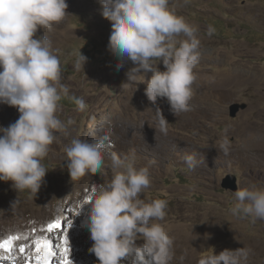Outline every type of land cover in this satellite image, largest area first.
Instances as JSON below:
<instances>
[{
	"label": "rangeland",
	"instance_id": "obj_1",
	"mask_svg": "<svg viewBox=\"0 0 264 264\" xmlns=\"http://www.w3.org/2000/svg\"><path fill=\"white\" fill-rule=\"evenodd\" d=\"M66 2L68 15L54 26H61L71 33L62 36L61 40L59 38L61 42L53 48L59 49L55 54L60 59L61 78L70 83L81 82L84 92H69L67 96L62 95L58 103L57 117L73 131L70 143L80 135L83 140L100 139L111 130L110 141L105 142L107 151L115 152L122 158L134 154L135 166L149 169L151 183L143 191L142 198L167 202L163 220H180L182 229L193 225L202 229L204 225H209L217 233L236 231L242 238L264 240V219L253 222L251 217L233 215L231 209L237 203L234 192L221 186L226 176L233 175L237 178L238 188L251 183L264 187V0H169V9L197 30L200 56L193 69L196 79L192 85L189 110L175 116L170 112L166 99H161L163 115L169 122L166 133L159 130L155 119L141 118V113H144L142 106L136 109L141 119L130 113L135 97L132 93H109L106 96L113 100L112 104L106 108L98 107L97 117L90 115L94 107L92 97L106 91L109 86L108 78L98 73L106 70L119 75L122 80L118 85L121 86L126 82L125 73L132 65L125 63L117 70V57L108 48L111 23L100 14L99 0ZM54 26L44 32L39 30L37 36L44 34L49 39L53 37L52 33H62L54 31ZM80 51L87 57L84 70L75 68ZM97 74L100 75L97 80L88 79V75ZM136 98L143 97L138 95ZM76 100L84 101L83 111L79 110ZM233 103L247 106L236 118L229 116V106ZM73 111L77 113L76 117L71 115ZM18 117L16 108L0 104V126L7 127ZM225 138L229 141L227 154L220 147ZM188 155L196 161L193 168L185 162L184 158ZM66 160L65 152L59 153L50 146L48 155L41 161L49 171L37 195L28 190L16 192L10 184V189H0V202L10 193L23 199H37L52 191L56 181L65 183L72 188L75 206L62 212L61 223L64 228L72 224L69 228L81 232L77 236L67 233L69 259L72 264H99L88 250L91 245L85 241L87 228L81 223L85 219L87 205L78 214V203L91 196L95 186L104 182V176H110L111 173L105 171L111 169L110 160L106 157L101 169V183L97 182L98 174H88L91 178L85 175L71 182L63 166ZM54 231L53 235L42 237L52 241L53 250L57 253L50 264H63V257L55 245L64 232ZM33 239L23 243L31 245L32 252L35 250ZM19 247L13 249L14 263L7 259L8 254L3 251L0 264H29V249L21 254ZM177 250L178 253H190L184 246H178ZM174 257L171 264H178ZM261 261L264 262V259ZM30 264H37L34 255ZM179 264H198V261Z\"/></svg>",
	"mask_w": 264,
	"mask_h": 264
},
{
	"label": "clouds",
	"instance_id": "obj_2",
	"mask_svg": "<svg viewBox=\"0 0 264 264\" xmlns=\"http://www.w3.org/2000/svg\"><path fill=\"white\" fill-rule=\"evenodd\" d=\"M100 14L111 23L108 48L117 57V70L131 63L121 86L143 83L144 95L153 105L166 99L177 116L189 110L193 69L199 61L200 41L196 29L170 10L169 0H99ZM66 0H0V104L17 109L18 119L0 126V181L11 182L16 192L37 195L49 171L41 161L48 155L57 133H66L56 115L58 103L69 89L61 83V66L52 41L39 30H51L66 15ZM211 31V30H210ZM183 36V39L178 37ZM87 57L80 51L75 62L83 68ZM163 65V71L158 65ZM148 73H151L148 76ZM143 76V79H141ZM79 110L83 100H76ZM159 130L167 132L168 121L159 106L154 109ZM68 123H71L69 121ZM144 124H142V127ZM111 130L100 139L75 138L66 146V169L71 182L101 172L106 157L111 176L98 184L86 201L78 203L80 214L87 205L83 226L90 233L89 252L99 264H171L173 239L160 223L167 202L146 201L142 193L150 186L149 169L137 168L134 154L121 157L107 151ZM229 150L227 138L220 145ZM189 168L193 156H185ZM233 215L264 219V187L251 183L234 191ZM16 200L11 203L14 207ZM142 240V244H137ZM251 249L214 246L202 251L198 264H247Z\"/></svg>",
	"mask_w": 264,
	"mask_h": 264
},
{
	"label": "bare ground",
	"instance_id": "obj_3",
	"mask_svg": "<svg viewBox=\"0 0 264 264\" xmlns=\"http://www.w3.org/2000/svg\"><path fill=\"white\" fill-rule=\"evenodd\" d=\"M56 26H54L53 30L54 31L60 30V31H62V33H57V34L52 33L53 37H50L49 40L52 41L53 46H56L57 44L59 45V43L61 42V41L59 42V38L61 40L62 36H69L71 33V32H68L65 28H63L61 26L60 27L58 25H56ZM158 66L160 67L161 71L164 70L162 64H160ZM105 71H103L102 73H98V74L108 78L109 86L106 89L107 92L103 91V92H100L99 94L92 97L93 98L92 102L94 104V107L91 110L90 115H93L94 118L97 117L95 115V113L98 111V107L103 106L106 108L110 104H112L113 100H111V98H107V96L109 93L114 92V91H120L122 93L124 92L125 94L126 93L127 94L132 93L135 96L132 100V105L130 107V108H132L130 113L134 114V117H138L139 119L144 118V120L147 118L150 120H153V119H155L154 109L156 106H159L161 108L162 112H164L163 102H161V99L157 100L156 105H153L150 101L147 100V97L144 95V89L146 87L145 84L138 83L137 85H134V86H131V85L120 86V85H118V82H121L122 78L115 73H112V72L107 73ZM98 74L96 76L95 75H88V79L90 81H95L98 79V77H100V75H98ZM150 75H151V73H148V76H150ZM141 79H143V76H141ZM61 83L68 87L69 92L84 93L81 86H80L81 82L70 83L68 80L61 78ZM138 95H141L143 98L137 99L136 96H138ZM126 99H124V100H126ZM126 102H127V100H126ZM136 103L138 105H136ZM139 106H142L143 108H141ZM138 108L143 109L142 112H144V113H141V115H143L142 117L139 114V111L136 112V109H138ZM71 115L73 117H76L77 113L75 111H73ZM157 124H158V122H157ZM157 132H159V130ZM72 133H73V131L71 128H68L66 133H57L55 141L50 146L55 147V150L59 153L65 152L64 151L65 147L70 145V138L72 136ZM80 137H81V135H80ZM80 139L83 140V137H81ZM107 167H108V165H107ZM105 171L107 173H111V169L105 170ZM97 174L99 175L97 182L101 183L102 173L100 172V174L99 173H97ZM110 176H111V174H110ZM110 176H108V177L104 176V181L109 179ZM88 177H90V176H88ZM93 180H94V176H93ZM10 184H11L10 181L9 182L0 181V189L5 188V187L9 188ZM52 188H53L52 191H50L48 194L42 195L37 199H23V198L15 195L14 193H10L6 197L2 198L3 200L0 202V242H2L4 239H7L10 235H13V234L27 235L28 239H29V238H36L38 236H45V235L50 236V235H53V232L55 233V231L49 233L47 231V225L49 223L54 222V221L63 222L62 218H61L62 212L64 210H71L74 208L75 205H74V202L72 201V199L75 196L72 195V191H71L72 188L70 187L71 188L70 189L69 186H67L63 182L56 181ZM77 199H78V197H77ZM14 200H16V203H15L14 207L11 208V203ZM54 203H57V205L55 206ZM79 217H80V215H79ZM79 217L77 216L76 218H79ZM179 221H177L176 219L175 220H169L168 219L167 221H165V220L154 221V222L160 223L163 226L166 233L173 239V241H174L173 251L174 252L176 251L174 253V255H175L174 260L178 264L184 263V261H198L200 256H201L200 252L202 253L203 250H205L206 248H208L212 244H217L215 247V250L217 253H219L221 250H223L225 248L236 249V248L243 247V246L247 247V248L251 249L247 264H264V262L261 261V259L262 260L264 259V240L258 241V240L252 239V238H250V239L249 238H242L239 236V234H237L236 231H227L224 233H217L213 230V227H211L209 225H204L202 229L199 228L201 230H199L197 228V225H193V226H189V227H183V229L186 230L184 232L181 225L179 224ZM71 222L74 223V220H70V223ZM189 225H190V223H189ZM71 228L67 227V229H68L67 233L71 234V236H73V235L77 236L81 233V232L79 233V231H77L73 228L71 229ZM85 234H86V232H85ZM85 237H86L85 241H87V244L92 245V241L90 239V233L88 230H87V235ZM26 241L25 240H19L18 242L14 241L13 242V249L17 248L18 246L23 245V243ZM142 243H143L142 240L137 241L138 245L142 244ZM178 246H184L185 249L190 251V253L189 254H187L186 252L178 253V250H177ZM2 252H3V250L0 249V254H2ZM6 254H8V253H6ZM176 255H178L179 257ZM7 259H9V258L7 257ZM9 260L13 263L15 262L11 259H9ZM122 264H130V261L124 260V261H122Z\"/></svg>",
	"mask_w": 264,
	"mask_h": 264
},
{
	"label": "snow or ice",
	"instance_id": "obj_4",
	"mask_svg": "<svg viewBox=\"0 0 264 264\" xmlns=\"http://www.w3.org/2000/svg\"><path fill=\"white\" fill-rule=\"evenodd\" d=\"M71 225L69 224L68 227ZM54 230H61L64 234L60 237V242L55 245L56 248L60 250V254L63 257V264H72V261L69 259V241L67 237V228H64L63 224L60 221H55L47 225V231L49 233ZM17 240H28L27 235H12L7 239H4L0 242V249L5 253H8V258L15 261V256L13 255V242ZM32 244L35 246L34 252L31 251V245L25 244L19 247V252L24 254L26 249H29V264L31 256H35L37 264H50L51 258L57 255L56 251L53 250V243L51 240L38 236L33 239Z\"/></svg>",
	"mask_w": 264,
	"mask_h": 264
},
{
	"label": "water",
	"instance_id": "obj_5",
	"mask_svg": "<svg viewBox=\"0 0 264 264\" xmlns=\"http://www.w3.org/2000/svg\"><path fill=\"white\" fill-rule=\"evenodd\" d=\"M246 104L242 103H233L229 106V116L230 118H236L240 111L246 109ZM64 168L66 169V162L63 163ZM222 188L231 192H234L238 189L237 178L233 175L226 176L221 184Z\"/></svg>",
	"mask_w": 264,
	"mask_h": 264
}]
</instances>
